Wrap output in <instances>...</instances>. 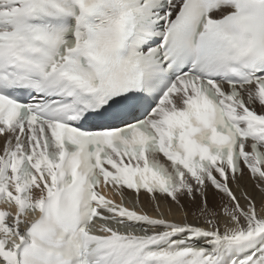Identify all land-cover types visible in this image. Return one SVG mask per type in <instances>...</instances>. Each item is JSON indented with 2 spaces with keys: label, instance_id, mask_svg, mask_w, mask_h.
<instances>
[{
  "label": "snow or ice",
  "instance_id": "1",
  "mask_svg": "<svg viewBox=\"0 0 264 264\" xmlns=\"http://www.w3.org/2000/svg\"><path fill=\"white\" fill-rule=\"evenodd\" d=\"M0 264H264V0H0Z\"/></svg>",
  "mask_w": 264,
  "mask_h": 264
},
{
  "label": "bare ground",
  "instance_id": "2",
  "mask_svg": "<svg viewBox=\"0 0 264 264\" xmlns=\"http://www.w3.org/2000/svg\"><path fill=\"white\" fill-rule=\"evenodd\" d=\"M242 185H243V187H244L246 190H248L249 192H253V194L257 195V198L259 199V195H258L257 193H255V191H254V189H253L252 182H251L250 180H248V179L246 178L244 181H242ZM215 203H216L217 206H218V205H219V199H217V200L215 201ZM149 211H150V214H152V213H151V210H149Z\"/></svg>",
  "mask_w": 264,
  "mask_h": 264
}]
</instances>
